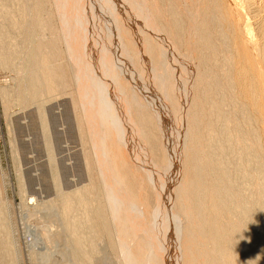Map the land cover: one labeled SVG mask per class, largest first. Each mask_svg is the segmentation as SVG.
Instances as JSON below:
<instances>
[{"label": "bare ground", "instance_id": "bare-ground-1", "mask_svg": "<svg viewBox=\"0 0 264 264\" xmlns=\"http://www.w3.org/2000/svg\"><path fill=\"white\" fill-rule=\"evenodd\" d=\"M0 69L7 118L38 103L47 134L43 102L69 94L85 146L89 183H57L63 228L35 245L62 237L72 264H264V0H0ZM2 162L0 264H19Z\"/></svg>", "mask_w": 264, "mask_h": 264}, {"label": "rangeland", "instance_id": "rangeland-1", "mask_svg": "<svg viewBox=\"0 0 264 264\" xmlns=\"http://www.w3.org/2000/svg\"><path fill=\"white\" fill-rule=\"evenodd\" d=\"M145 6L137 8L143 10ZM13 74L0 69V88L15 86ZM119 82L124 89L122 81ZM1 98L0 93V154L9 191V216L18 241L19 264H72L67 261L69 248L62 237L47 240L42 234L45 241L36 244L38 248L34 244L39 237L38 228L45 231L43 228L49 222L53 231L63 228L60 216L57 217L59 208L46 207L57 198V183L64 192L89 183L85 146L71 96L57 95L43 102L47 134L38 103L14 104L7 118ZM30 248L34 257L30 256Z\"/></svg>", "mask_w": 264, "mask_h": 264}]
</instances>
